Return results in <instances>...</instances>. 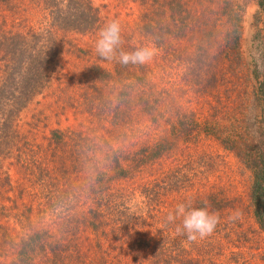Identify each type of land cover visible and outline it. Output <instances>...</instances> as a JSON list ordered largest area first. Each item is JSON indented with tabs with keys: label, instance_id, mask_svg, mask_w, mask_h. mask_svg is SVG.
<instances>
[{
	"label": "trees",
	"instance_id": "obj_1",
	"mask_svg": "<svg viewBox=\"0 0 264 264\" xmlns=\"http://www.w3.org/2000/svg\"><path fill=\"white\" fill-rule=\"evenodd\" d=\"M60 1L0 0V264L264 260L258 253L260 236L264 239V63L253 86L261 115L255 120L257 137L249 138L236 121L223 134L219 128L226 125L211 116L212 99L220 103L214 97L228 81L224 67L241 60L238 25L219 29L239 17L233 10L238 4H142L132 34L122 35V48L151 44L157 51L154 63L143 69L104 60L106 67L70 72L60 63L65 43L58 39V27L37 28L34 18L42 12L53 15L60 30L92 36L98 35L102 19L90 4L81 8L84 12L75 6L65 11ZM256 2L264 11V0ZM181 49L190 53L179 56ZM170 59L184 69L181 82L171 88L164 78ZM112 81L118 90L107 98L102 90ZM76 84L82 93L71 90ZM46 90L62 112L89 115L87 124L45 133L42 120L48 116L23 119L21 111ZM217 141L251 170L248 210L231 189L208 184V174L220 166L212 149ZM189 200L194 207L207 203L221 218L214 233L198 242L176 234L179 219L166 220ZM237 211L239 217L230 219Z\"/></svg>",
	"mask_w": 264,
	"mask_h": 264
},
{
	"label": "rangeland",
	"instance_id": "obj_2",
	"mask_svg": "<svg viewBox=\"0 0 264 264\" xmlns=\"http://www.w3.org/2000/svg\"><path fill=\"white\" fill-rule=\"evenodd\" d=\"M152 1L153 0H61L58 7L67 11L69 7L75 6V9H80L82 11L81 8H85L87 4H90L94 8H97L102 19V25L99 30L109 20L119 19L122 25V35L127 37L132 34L135 28L136 20L140 13L139 11L141 10V6H143L142 4H150ZM157 1L161 2L162 0ZM234 1L238 6L233 7V10L237 13L239 12V17L234 16L230 23L224 28L219 29H230L231 25L233 27L232 29H235L236 27L234 26H236V24L238 25L237 30L239 29L240 32L241 60L240 62L232 61L231 65L229 64V67H224L228 81L221 83L222 85L219 87L220 94L214 97L220 100V103H217L212 99V103L216 105V108L211 110V116H217V119L221 124L226 125V127L219 128V131H222L223 134H227L226 131L231 127L229 124L232 121H236L235 123L238 127L241 129L242 127L245 128L242 130L248 132V137L254 140V138L257 137L255 132L257 122L255 120H260L261 118L254 101L255 95L253 86L257 84L256 82L258 80H260L263 72L264 11L260 10L256 0ZM191 2L192 0H190L189 3ZM40 14L42 17L36 16L34 18L37 20L34 23L35 27L49 30L51 27L56 26L59 29L57 31L58 39H62L65 43L62 47V52H64L61 56L62 59L60 63L66 66L65 70L79 72V70L87 69L95 64L106 67L104 59L100 58L95 52L97 35L92 36L90 34L91 32L83 35L72 31L60 30L59 21H56L53 15L46 17L45 13L42 12ZM40 14L38 13V15ZM47 38L52 40V35L47 34ZM180 43L181 41L176 42V45H178L177 47L180 46ZM145 46L153 48L156 54L157 51L153 45L145 43ZM213 50H216L215 46L213 47ZM158 52L161 53V51ZM184 52L185 51L182 49L179 50V56L180 54L184 55L190 53V51H186V53ZM154 56L150 62L137 65H139V68L142 67L143 69H146L145 65L154 63ZM178 63V60L173 59L172 61L170 59L167 60L165 65L164 78L168 81V84L166 85H168L169 88H171V85H174L171 83L181 82V74L184 69L183 66L178 65ZM76 65L77 67L73 68ZM113 77L115 78L116 74ZM124 82L130 83L127 80ZM115 85L118 86L116 81H112L105 85L109 86V88H105L103 85V96L114 98L113 95L116 90H118L116 89L117 87L115 88ZM70 87L72 91L79 94L84 91V88H79L77 84L71 85ZM226 87L231 91V99L228 97ZM50 91L51 90H46L43 95L37 96L27 108L21 111L20 116H22L23 119H29L32 114L36 113H40L39 116H48L46 120H42V124H46V128L44 127L45 133H48L50 129L54 128H77L81 121H84V123L87 124L86 119L89 118V115L80 114L77 110L73 111L67 109L65 112L59 110V107L54 102L55 97L52 99L48 96L51 93ZM72 91L67 93V100L69 96H72ZM237 92L241 94L239 97L238 95H235ZM242 96H244V98H241ZM203 114L207 115L205 112ZM142 117L146 120V117L148 116ZM262 131L263 130L261 129L260 132ZM42 134L43 133H41V135ZM212 144L213 151H216L219 156L218 159L220 161V166L216 171L208 174V184L218 183L222 188L231 189L232 194H235L242 199L243 210H248L247 200L252 182L251 170L247 167V164L243 162V159L237 157L233 151L231 152V150L226 149L219 141H217V143L213 142ZM237 150L238 153L244 152L240 147H238ZM153 164L158 165L156 162H153ZM260 237L258 253L264 255V239L262 235ZM254 264H264V260L259 258Z\"/></svg>",
	"mask_w": 264,
	"mask_h": 264
},
{
	"label": "clouds",
	"instance_id": "obj_3",
	"mask_svg": "<svg viewBox=\"0 0 264 264\" xmlns=\"http://www.w3.org/2000/svg\"><path fill=\"white\" fill-rule=\"evenodd\" d=\"M122 25L119 19H112L100 29L95 41V52L104 60H117L122 65L145 64L152 60L155 50L149 46L138 47L134 51L122 48ZM240 213H233L230 219L238 218ZM180 220L175 228L179 236H185L190 242H198L212 235L220 223V215L210 210V205L194 207L192 201L179 203L173 212L167 214L169 223Z\"/></svg>",
	"mask_w": 264,
	"mask_h": 264
}]
</instances>
